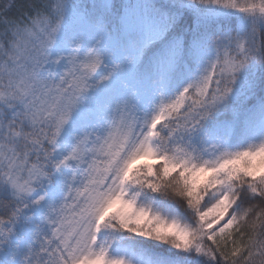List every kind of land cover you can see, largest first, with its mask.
Returning <instances> with one entry per match:
<instances>
[{"label": "snow or ice", "instance_id": "snow-or-ice-1", "mask_svg": "<svg viewBox=\"0 0 264 264\" xmlns=\"http://www.w3.org/2000/svg\"><path fill=\"white\" fill-rule=\"evenodd\" d=\"M0 264H264V0H0Z\"/></svg>", "mask_w": 264, "mask_h": 264}]
</instances>
